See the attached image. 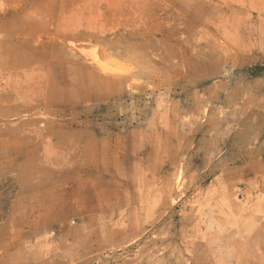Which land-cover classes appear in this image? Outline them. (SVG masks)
Returning a JSON list of instances; mask_svg holds the SVG:
<instances>
[{
    "label": "rangeland",
    "instance_id": "374dc122",
    "mask_svg": "<svg viewBox=\"0 0 264 264\" xmlns=\"http://www.w3.org/2000/svg\"><path fill=\"white\" fill-rule=\"evenodd\" d=\"M0 264H264V0H0Z\"/></svg>",
    "mask_w": 264,
    "mask_h": 264
}]
</instances>
